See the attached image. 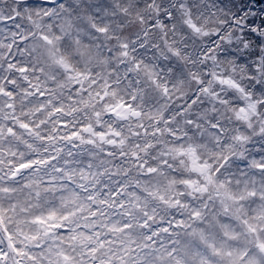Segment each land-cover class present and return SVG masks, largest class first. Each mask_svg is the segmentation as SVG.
I'll list each match as a JSON object with an SVG mask.
<instances>
[{"label":"snow or ice","instance_id":"snow-or-ice-1","mask_svg":"<svg viewBox=\"0 0 264 264\" xmlns=\"http://www.w3.org/2000/svg\"><path fill=\"white\" fill-rule=\"evenodd\" d=\"M0 264H264V0H0Z\"/></svg>","mask_w":264,"mask_h":264}]
</instances>
